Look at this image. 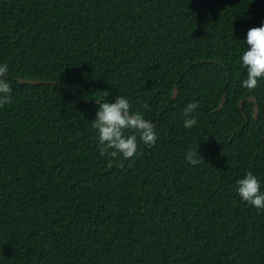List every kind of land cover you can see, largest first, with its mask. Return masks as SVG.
Masks as SVG:
<instances>
[{"label":"trees","instance_id":"trees-1","mask_svg":"<svg viewBox=\"0 0 264 264\" xmlns=\"http://www.w3.org/2000/svg\"><path fill=\"white\" fill-rule=\"evenodd\" d=\"M262 25L264 0H0V264H264V210L236 190L251 172L264 191V80L242 88L240 60ZM105 91L158 136L111 168Z\"/></svg>","mask_w":264,"mask_h":264},{"label":"clouds","instance_id":"clouds-1","mask_svg":"<svg viewBox=\"0 0 264 264\" xmlns=\"http://www.w3.org/2000/svg\"><path fill=\"white\" fill-rule=\"evenodd\" d=\"M247 50L240 57L242 66L247 70V78L242 82V88L249 92L258 87V82L264 80V25L250 28L246 37ZM8 65H0V107L12 102V83L9 79ZM108 92L102 93V99L96 100L99 104L96 117L92 120L91 127L96 130L98 150L101 157L107 160L109 168L114 163L132 161L139 154L140 144L148 148L155 146L158 139L157 124L144 117L142 112H133L129 100L117 96L114 103L106 102L103 98ZM141 107L149 110V105L144 102ZM200 107L199 102H190L183 109L185 116L184 127L192 129L198 121L194 112ZM187 163L193 167L205 163L198 150H188ZM237 194L242 202L255 207L258 211L264 210V191L261 183L251 172L244 178L237 180Z\"/></svg>","mask_w":264,"mask_h":264},{"label":"water","instance_id":"water-1","mask_svg":"<svg viewBox=\"0 0 264 264\" xmlns=\"http://www.w3.org/2000/svg\"><path fill=\"white\" fill-rule=\"evenodd\" d=\"M18 82H19L20 84H22V85H28V84H29V85H43V84H54V85H57V83L42 82V81H36V80L33 81V80H27V79H19ZM70 90H71V89H70ZM71 91H73V90H71ZM177 97H178V89H177V87H176V88H175V91H174V93H173L172 100H173V101L176 100ZM248 102H251V103H253V104L255 105V109H254V118H255V120H257L258 117H259V114H260V108H259V105H258V101H257V99H255V98H250V99L248 100ZM88 103L90 104L91 102H88ZM225 103H226V95H224L223 100H222V102H221V104H220L219 109L216 110L215 112L221 111V110L224 108ZM243 103H244V101H241V103H240V108H241V109H242Z\"/></svg>","mask_w":264,"mask_h":264}]
</instances>
